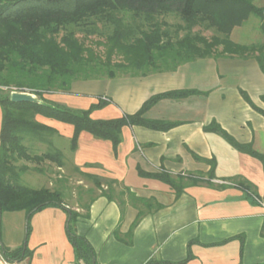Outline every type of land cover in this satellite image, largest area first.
<instances>
[{
  "label": "crops",
  "instance_id": "1",
  "mask_svg": "<svg viewBox=\"0 0 264 264\" xmlns=\"http://www.w3.org/2000/svg\"><path fill=\"white\" fill-rule=\"evenodd\" d=\"M254 2L264 6V0ZM240 30V26L233 27V41L238 42ZM170 90L193 92L160 98L144 116L174 124L166 130L124 125L115 151L109 140L85 130L79 133L76 148L70 150L72 124L35 115L38 122L55 130L48 133L50 144L42 140L36 145L54 147L73 168L106 181L115 180V185L127 193L152 198L161 205L148 209L139 204L144 214L128 237L138 207L125 196L121 199V215L119 200L97 194L88 203L87 216L77 218L76 233L91 244L96 264H176L188 252L191 258L182 264L264 263V205L251 202L235 183L248 182L257 199L264 201L262 163L238 151L219 134L204 129L215 121L237 142L264 152V117L242 95L245 93L257 108L264 109V73L254 58H195L173 70L74 81L68 92L44 97L73 109H85L101 98L107 104L90 116L109 119L134 113L150 96ZM210 159L214 161L211 184L201 181L187 186L179 196L166 183L139 173L163 169L171 174H205ZM25 217L23 210L0 213V242L4 246L15 249L23 244ZM65 220L66 212L57 207L34 213L26 242L31 254L10 262L73 264Z\"/></svg>",
  "mask_w": 264,
  "mask_h": 264
},
{
  "label": "trees",
  "instance_id": "2",
  "mask_svg": "<svg viewBox=\"0 0 264 264\" xmlns=\"http://www.w3.org/2000/svg\"><path fill=\"white\" fill-rule=\"evenodd\" d=\"M250 16L259 19L257 28L264 37V6H258L254 0H0V213L23 210L26 214L23 244L9 249L0 242L1 256L9 261L30 256L26 242L31 216L44 208L57 207L66 212L65 233L73 250V264H96L91 244L74 228L78 217L87 216L88 205L80 213L65 206L58 190L19 183L25 167H14L18 159H46L57 166L64 163L62 152L54 147L40 155L29 152L36 142H48V133L55 131L38 122L36 114L72 124L70 150L76 148L78 135L85 130L96 138L109 140L115 151L122 126L166 130L174 123L148 119L144 112L160 98L180 97L193 91L158 93L146 99L136 112L109 119L90 116L93 110L107 104L101 98L85 109H73L46 99L45 94L68 92L78 80L173 70L183 62L207 56L254 58L264 73V41L244 44L230 38L233 27L241 26ZM168 17H175L177 21L171 22ZM202 29H212L215 33L206 36ZM86 41L102 46V53ZM12 91L33 93L38 102H13ZM242 95L264 117V109L257 108L245 93ZM261 98L264 101V94ZM204 129L219 134L238 151L257 157L264 170V152H256L251 144L237 142L215 121ZM207 161L210 169L205 174H171L163 169L139 173L166 183L179 196L187 186L201 181L211 184L214 161ZM84 174L94 181L101 179ZM107 182L115 184L116 181ZM235 183L251 202L259 203L248 182L237 180ZM100 194L113 199L105 191ZM129 198L138 207V213L126 234L128 237L144 214L139 204L148 209L161 206L152 198L131 193ZM118 203L122 215L123 201ZM262 230L264 235V220ZM190 258L188 252L185 259L175 263L182 264Z\"/></svg>",
  "mask_w": 264,
  "mask_h": 264
},
{
  "label": "rangeland",
  "instance_id": "3",
  "mask_svg": "<svg viewBox=\"0 0 264 264\" xmlns=\"http://www.w3.org/2000/svg\"><path fill=\"white\" fill-rule=\"evenodd\" d=\"M168 20L171 22L177 21L175 17H168ZM258 23L259 19L257 17L250 16L240 26L241 35L240 38L237 39L238 42L249 44L264 41V37L260 34L257 28ZM202 32L206 36H211L215 33L212 29H202ZM232 38L234 40L236 39L235 37ZM92 40L95 41L96 38L93 37ZM87 42L90 43L99 53H102V46L96 47L93 42L86 41V43ZM49 150L50 149L41 145H36V143L29 148L31 154L38 155ZM63 162V168H58L57 165L46 159L31 161L21 158L14 162V167L16 169H20L22 166L25 167V171L20 174L18 179L20 184L38 188L43 186L46 187L48 183L51 182V186L48 188L60 191L63 202L70 208H78L80 211L84 210L90 200L102 191L109 193L117 200H121L125 196L129 197V193L124 191L118 185L110 184L102 178H98L99 180L97 179L94 181L93 178L86 176L84 174L85 172L73 168L67 161H64V157ZM131 202L133 203V201Z\"/></svg>",
  "mask_w": 264,
  "mask_h": 264
},
{
  "label": "water",
  "instance_id": "4",
  "mask_svg": "<svg viewBox=\"0 0 264 264\" xmlns=\"http://www.w3.org/2000/svg\"><path fill=\"white\" fill-rule=\"evenodd\" d=\"M10 100L13 102H38L37 97L33 93L27 91H12L10 93Z\"/></svg>",
  "mask_w": 264,
  "mask_h": 264
},
{
  "label": "built area",
  "instance_id": "5",
  "mask_svg": "<svg viewBox=\"0 0 264 264\" xmlns=\"http://www.w3.org/2000/svg\"><path fill=\"white\" fill-rule=\"evenodd\" d=\"M257 201H258L260 204L264 205V202H263L262 200L257 199ZM0 264H12V263H11L10 261L4 259V258L1 256V254H0Z\"/></svg>",
  "mask_w": 264,
  "mask_h": 264
}]
</instances>
